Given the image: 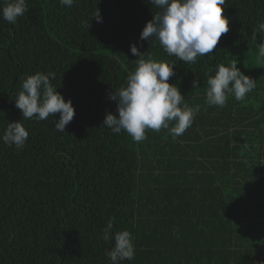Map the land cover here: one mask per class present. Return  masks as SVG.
<instances>
[{
  "label": "trees",
  "instance_id": "16d2710c",
  "mask_svg": "<svg viewBox=\"0 0 264 264\" xmlns=\"http://www.w3.org/2000/svg\"><path fill=\"white\" fill-rule=\"evenodd\" d=\"M27 4L15 24L0 17V135L22 120L15 99L37 72L55 73L51 83L75 115L65 132L55 128L59 113L23 119L22 150L0 140V264H112L114 239L102 238L109 220L113 235L134 236L135 258L121 264H264V33L254 35L264 0H226L229 31L187 64L156 38L140 39L160 11L148 0ZM131 44L176 63L169 83L181 106L199 107L183 135L147 129L134 142L103 126L106 114L118 115L109 93L136 68ZM232 62L255 88L243 101L209 105L208 77Z\"/></svg>",
  "mask_w": 264,
  "mask_h": 264
},
{
  "label": "clouds",
  "instance_id": "9594fccd",
  "mask_svg": "<svg viewBox=\"0 0 264 264\" xmlns=\"http://www.w3.org/2000/svg\"><path fill=\"white\" fill-rule=\"evenodd\" d=\"M75 0H60V4L71 7ZM160 11L153 15L140 33L141 40L156 38L169 56L187 63H195L198 56L212 54L223 34L229 31V19L222 15L226 0H148ZM29 11L27 0H2L0 17L15 24L19 17ZM102 22L99 10L94 17ZM255 33H264V22H259ZM259 56L264 57V40L257 45ZM130 51L137 56L136 68L126 78V85L109 93V98L117 104L118 115L106 114L103 126L113 133L126 132L134 142L145 140L146 130L159 132L168 129L175 137L191 127L199 107L192 108L182 102L185 97L176 84L169 83L175 75L176 63L145 58L136 44ZM55 73L37 72L22 82V90L15 99V106L21 111L22 120H46L59 113L55 128L65 132V127L74 118L75 109L71 99L67 101L57 91L51 80ZM194 89L199 88V80L192 81ZM256 86V80L245 75L237 67V62L228 66H217L214 76L207 79L206 99L209 105L225 106L228 97L234 95L236 101H243L246 94ZM22 120L7 123L0 140L8 146L22 150L29 132ZM171 126L170 125H173ZM113 222L109 220L103 230V240L114 239V246L106 251L112 264L132 261L135 258L134 236L128 230L112 233Z\"/></svg>",
  "mask_w": 264,
  "mask_h": 264
}]
</instances>
